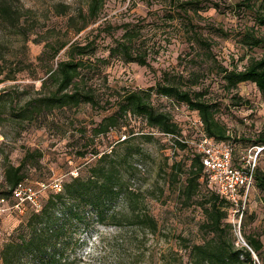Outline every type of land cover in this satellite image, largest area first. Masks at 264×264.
<instances>
[{"label": "rangeland", "instance_id": "rangeland-1", "mask_svg": "<svg viewBox=\"0 0 264 264\" xmlns=\"http://www.w3.org/2000/svg\"><path fill=\"white\" fill-rule=\"evenodd\" d=\"M8 1L21 14L20 26L23 31L19 34V27H11L0 20V79L13 77L4 79L0 89L13 90L15 98L21 102L40 89L42 78L46 77L45 66L51 63L56 65L57 59L64 56L67 47L54 60L46 57L39 61L46 42H56V39L85 42L108 24L115 26L136 20L146 16L150 9L161 6L158 0H107L99 19L75 35L73 31H67L68 16L80 8L86 11L87 0ZM58 4L65 5L66 9H60ZM62 10H66L67 14H61ZM203 16L210 22L237 31L245 24H253L249 15L238 18L231 14H219L214 8L203 12ZM155 19L153 16L148 18L147 22L150 23L146 30L154 24ZM121 33V29L111 34L102 32L97 38L99 48L96 55L107 56V46ZM146 34L152 35L149 31ZM215 39V51L227 63L230 56L236 60L244 56L238 62L239 68L245 66L250 57L264 55V47L247 49L241 45L239 36ZM162 46L152 61L153 68L119 59L111 60L104 67L106 80L98 79V94L103 102L110 99L111 104H106L107 109L85 104L65 111L56 110L47 120L42 119L27 129H23L18 121L0 123V133L6 142L0 150V181L6 164L18 165L28 148L42 153L38 164L28 168V177L23 182V195L26 191L35 198L36 203L26 199L22 205L16 206L17 199H6L7 211L0 220V250L10 237L20 232L32 210L39 209L49 195L56 192L53 187L56 179L64 183L77 175H89L98 158L107 152L118 158L121 181L131 191L108 207L110 209L104 222L96 217L90 207L85 206L82 219L69 228L71 251L81 260L80 264H190L187 246L203 243L208 237V230L202 226L206 216L201 205V192H205L206 187L203 184L199 195L186 204L180 195L185 175L181 174L179 179H175L171 171L175 161H181L184 167H188L190 149L182 148L172 136L160 132L155 131L152 137H148L152 128L142 117L130 114L120 119L118 126L108 132L97 136L93 134V129L103 118L117 110L119 92L123 93L124 89H147L156 84L164 70L179 69V56L184 54L185 44L174 38L170 44ZM108 87L118 92H110ZM213 88L214 98L221 103L218 116L232 135V143L238 151L248 152L255 139L264 137V98L261 92L254 83L243 82L236 91L244 103L235 105L230 100L231 94L223 92L216 83ZM152 102L157 108L172 114L182 134L189 140H195L202 133L198 113L187 105L156 93L152 94ZM95 150H99V156H94ZM257 164L264 171V150L259 154ZM133 208L156 218V234L132 223L135 220L131 213ZM114 210H117L116 217H113ZM117 221L118 225L115 224ZM226 222L233 224L228 236L236 238L237 249L247 247V236L259 239L263 258H258L257 264H264V203L257 188L249 194L241 227L238 224L235 226L231 219ZM239 230L244 240L239 237Z\"/></svg>", "mask_w": 264, "mask_h": 264}, {"label": "trees", "instance_id": "trees-1", "mask_svg": "<svg viewBox=\"0 0 264 264\" xmlns=\"http://www.w3.org/2000/svg\"><path fill=\"white\" fill-rule=\"evenodd\" d=\"M106 1L87 0L86 11L80 8L78 12L69 14L67 31L71 30L77 35L96 22ZM158 1L161 3L160 8L150 9L146 16L115 26L108 24L85 42L78 39L46 42L44 51L38 57L39 61L42 62L46 57L52 61L67 47L64 56L57 59L56 65L51 63L45 66L46 77L42 78L40 89L24 102L15 98L13 90L0 89V123L18 121L23 129H27L42 119L47 120L56 110L65 111L85 104L107 109L106 104L111 102L110 99L103 102L100 98L98 79L106 80L103 70L111 60L119 59L153 68L152 61L160 53L162 45L170 44L174 38L179 39L185 44L184 54L179 56V69L164 70L156 84L147 89H124L123 93L119 92L117 110L104 117L93 129V134L97 136L108 132L118 126L120 119L130 114L142 117L152 128L148 137H152L155 131L160 132L172 136L182 148L190 149L188 167L185 168L181 161H175L171 165L175 179H179L181 174L185 175L180 195L186 204L199 195L203 184L206 187L205 192H201V205L206 216L202 226L208 230V237L203 243L187 246L190 264H257L248 247L237 249L236 238L228 236L233 228L231 222H226L230 221L231 203L209 185L201 155L187 142L189 139L182 134V129L172 114L153 104L152 94L165 96L196 111L204 133L217 142L232 145L234 163L240 166L247 151L240 152L236 149L231 141L232 135L219 118L221 103L212 94L213 84L216 83L223 92L231 94L230 100L235 105L244 103L236 91L243 82L254 83L264 98V55L250 57L248 63L239 68L238 62L244 56L238 60L230 56L227 63L215 51V37L228 39L235 35L240 37L241 45L247 49L264 47V0H232L224 3L221 0ZM58 5L60 9H66L65 5ZM148 5L151 7L150 3ZM210 8H214L219 14H231L238 18L249 15L253 24H245L239 31L226 28L206 20L203 12ZM16 10L8 0H0V20L11 27H19L20 34L23 31L20 26L21 14ZM61 14H67L66 10H62ZM152 16L156 18L153 20L154 24L146 30L150 23L147 22L148 18ZM118 29L122 33L107 46L108 55L97 56L98 36L102 32L111 34ZM147 31L152 35L146 34ZM4 79L13 77L5 76L0 79V83ZM108 89L110 92H118L110 87ZM254 143L251 147H264V137L255 139ZM5 145L6 142H3L0 150ZM99 155V150H95L94 156ZM41 157V152L28 148L18 165L7 163L0 181V196L15 198V187L24 182L28 177V168L38 164ZM121 180L118 158L113 154L103 153L89 175L71 177L62 183L60 191L52 192L39 209L32 210L20 232L3 244L0 250L2 264H80L81 260L71 251L72 235H68V230L75 221L82 219L85 206L90 207L96 217L104 222L110 209L108 207L131 191ZM255 188L260 192L264 203V171L258 164L252 189ZM116 211H113V217H116ZM131 213L135 218L132 223L153 234L157 233L158 222L153 215L139 213L134 208ZM115 224L118 225V221ZM246 241L257 257L263 258L259 239L247 236Z\"/></svg>", "mask_w": 264, "mask_h": 264}, {"label": "built area", "instance_id": "built-area-1", "mask_svg": "<svg viewBox=\"0 0 264 264\" xmlns=\"http://www.w3.org/2000/svg\"><path fill=\"white\" fill-rule=\"evenodd\" d=\"M199 122L202 126V122L200 120ZM3 142H5V138L0 133V145ZM187 142L191 143L196 152L201 155L209 185L231 203L230 219L235 226L238 224L240 228L247 209L248 195L255 181L258 154L264 147H250L240 166H236L234 163V147L228 143L215 141L212 137L205 134L204 131L195 140H187ZM53 187L57 191H60L62 189V182L56 179ZM24 190L23 182H20L15 187L13 195L18 200L16 206L22 205V202L26 199H30L36 203L35 198L27 194L26 191L23 195ZM6 203V198L0 196V220L7 211ZM238 235L243 239L240 230ZM246 245L252 251L256 262L257 260L259 261L254 250L248 244Z\"/></svg>", "mask_w": 264, "mask_h": 264}]
</instances>
